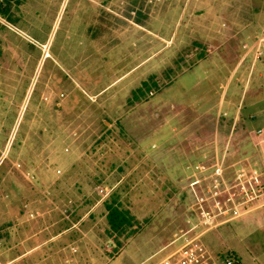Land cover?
Returning a JSON list of instances; mask_svg holds the SVG:
<instances>
[{
    "label": "rangeland",
    "instance_id": "obj_1",
    "mask_svg": "<svg viewBox=\"0 0 264 264\" xmlns=\"http://www.w3.org/2000/svg\"><path fill=\"white\" fill-rule=\"evenodd\" d=\"M11 12L20 20L0 28V264H154L178 243L145 258L174 232L264 208L262 164L230 116L246 78L264 95L253 49L264 0H21ZM113 190L131 215L121 234L102 202ZM262 230L204 237L213 254L232 245L240 264H264L246 250Z\"/></svg>",
    "mask_w": 264,
    "mask_h": 264
},
{
    "label": "crops",
    "instance_id": "obj_2",
    "mask_svg": "<svg viewBox=\"0 0 264 264\" xmlns=\"http://www.w3.org/2000/svg\"><path fill=\"white\" fill-rule=\"evenodd\" d=\"M260 61H264V59H261ZM254 66V65H253ZM252 66V67H253ZM237 66L234 67V69ZM260 67V68H259ZM258 72V76H264V62H257V67L256 69ZM237 79V77H235ZM247 79V78H246ZM243 84V87H246V91L242 90L241 93H239V99L235 100V102L230 106L231 109V115L234 118L233 125H241V129L245 130L248 132L250 137L248 139H244L245 141L243 144L251 146L252 150L256 151V155L259 158V161L262 164V171L264 172V148L262 147L264 143V95H255L254 94V89L250 87V79H247L246 82ZM238 80V79H237ZM249 80V81H248ZM249 84V85H248ZM250 88V89H249ZM248 90V91H247ZM249 94L251 95L250 98L246 95ZM254 94V95H253ZM226 95V94H225ZM244 95V96H243ZM243 97V98H242ZM245 97L247 98L246 105L245 104ZM224 98H219V102L222 101L223 103ZM225 102L227 103L226 97H225ZM228 106V103H227ZM237 120H240L237 122ZM228 123V122H227ZM224 123L222 124L217 123L218 129L222 128L223 131H228L232 127V123L227 124ZM233 130V129H232ZM227 133V132H226ZM263 150V153L261 152ZM197 162V161H196ZM196 162L193 163L194 168H196ZM199 163V162H197ZM203 165L205 166V170L203 171L204 175L209 176L206 167V163ZM261 170V167L258 168ZM208 170L211 171V167L208 166ZM217 175L222 174L223 170L222 167L219 166L217 169ZM238 209V208H237ZM242 209V208H240ZM247 211L244 213H238L237 215H229L226 217V215H222L221 218L216 219L215 217V223L209 227L205 226L204 224L199 223V227L201 228L199 232H197V236L194 237V242L197 244H201L205 250H207L211 256L216 259V264H223L222 260L219 257H222L223 254L220 252L218 253L215 252L214 254L211 252L213 250L212 246L213 243L211 240H209V236H205L207 232L210 230H216L213 234L212 237L215 238V240H223L224 241V233L227 232L228 235L230 236V239L236 237L238 240L242 237L240 236H249L253 235L254 229H261L264 232V208L260 207L259 205H256L255 207H252L250 209H246ZM232 211V210H231ZM198 226V225H197ZM227 230V231H226ZM177 232V231H176ZM174 232L173 233V238L166 242L164 245L159 247L156 251L152 252L149 254L145 259L151 258L154 256L158 251H161L163 249H166L167 247L171 246L175 242L178 243L176 247H174L172 250H170L167 254L170 252L174 251L176 248L180 246L182 241L176 240L175 238L182 232L180 231L178 233ZM232 241H234L232 239ZM258 244L256 242H252L253 245L251 244L250 249L247 247V252L250 255L251 259H259V257L264 255V239L263 240H258ZM225 243V241H224ZM229 248L226 250L227 254H231L235 258V263L234 264H240L241 260L236 252L235 246H228ZM165 254L164 256H166ZM164 256H162L159 260H157L154 264H157ZM218 256V257H217Z\"/></svg>",
    "mask_w": 264,
    "mask_h": 264
},
{
    "label": "built area",
    "instance_id": "obj_3",
    "mask_svg": "<svg viewBox=\"0 0 264 264\" xmlns=\"http://www.w3.org/2000/svg\"><path fill=\"white\" fill-rule=\"evenodd\" d=\"M245 46L246 44H243V47ZM253 49L255 58H264V29L258 33V36L256 35V42L253 44ZM216 207L219 208L218 205H216ZM232 213L234 215L238 214L237 206H233ZM206 221L207 219H205L204 223ZM197 225L198 223L180 233L175 238L176 240L182 241L180 246L164 256L157 264H216V259H214L201 244L194 242V237H196L197 234H189L190 230ZM219 258L222 260L223 264H234L236 261L231 254H226L223 258Z\"/></svg>",
    "mask_w": 264,
    "mask_h": 264
},
{
    "label": "trees",
    "instance_id": "obj_4",
    "mask_svg": "<svg viewBox=\"0 0 264 264\" xmlns=\"http://www.w3.org/2000/svg\"><path fill=\"white\" fill-rule=\"evenodd\" d=\"M5 1H8V0H5ZM199 54H200L199 57H202L203 53L201 51ZM149 78H150L149 82L142 81V86L138 87L135 91H133L132 95H134L136 99L140 98L138 97L137 92L141 93L142 87H144L146 91H150L151 84L154 87L157 85L153 79V75L150 76ZM102 202L106 209L105 216L108 221V229H109L108 231L113 234L123 233L127 229V226L130 225V223L127 221V217L124 215V213H129V209L122 207L121 202L118 199V194L115 190L111 191L108 197H106ZM132 231L133 229H129V231L127 232V235L131 234Z\"/></svg>",
    "mask_w": 264,
    "mask_h": 264
},
{
    "label": "flooded vegetation",
    "instance_id": "obj_5",
    "mask_svg": "<svg viewBox=\"0 0 264 264\" xmlns=\"http://www.w3.org/2000/svg\"><path fill=\"white\" fill-rule=\"evenodd\" d=\"M20 2H21V0H8V1L0 0V28L5 27V23L1 20V19H3L4 21H6L8 23V24H6V26L8 28H10L11 30H13L12 27L15 26L16 22L18 20H20V18L11 12V7H12V5H18ZM20 36L22 37L24 35L20 34ZM29 37H32V36H30V34H27V37H25V36L23 37V38H25L24 40H25L26 47L29 48L30 51H34V49L36 48L35 40L30 39ZM2 52H3V47H2V45H0V55H2ZM36 86H37V82H33V87L30 91L31 93H34L37 91ZM25 94H26V88H25V91L23 93V96H25Z\"/></svg>",
    "mask_w": 264,
    "mask_h": 264
}]
</instances>
